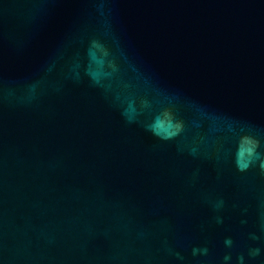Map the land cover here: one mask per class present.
<instances>
[{
  "label": "water",
  "instance_id": "95a60500",
  "mask_svg": "<svg viewBox=\"0 0 264 264\" xmlns=\"http://www.w3.org/2000/svg\"><path fill=\"white\" fill-rule=\"evenodd\" d=\"M0 264H264V0H0Z\"/></svg>",
  "mask_w": 264,
  "mask_h": 264
},
{
  "label": "clouds",
  "instance_id": "9594fccd",
  "mask_svg": "<svg viewBox=\"0 0 264 264\" xmlns=\"http://www.w3.org/2000/svg\"><path fill=\"white\" fill-rule=\"evenodd\" d=\"M226 243H230V241H226ZM261 252H262L261 247H259V246L254 247V248L250 249V256L253 258H258L261 256ZM225 259H228V257L226 256ZM241 259H242V257H241Z\"/></svg>",
  "mask_w": 264,
  "mask_h": 264
}]
</instances>
